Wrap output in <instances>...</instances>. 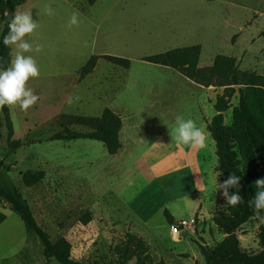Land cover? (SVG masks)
Wrapping results in <instances>:
<instances>
[{
  "label": "rangeland",
  "instance_id": "1",
  "mask_svg": "<svg viewBox=\"0 0 264 264\" xmlns=\"http://www.w3.org/2000/svg\"><path fill=\"white\" fill-rule=\"evenodd\" d=\"M28 1L32 7H18L11 22L13 70L0 71V102L10 110L12 139L21 142L7 152L0 110L5 180L27 201L51 241L70 243L71 257L80 264H115L113 247L127 233L145 242L152 264H203L196 244L211 249L223 239L211 219L225 212L227 202L204 126L215 115L222 87L190 83L177 71L142 59L199 45V68L225 55L234 57L240 70L264 76V0ZM4 25L0 19V34ZM101 55L128 59L129 67L99 59L79 79L88 59ZM230 104L223 114L226 125L237 94ZM105 108L122 121L117 154L108 155L96 141L48 140L62 125L87 131L75 118L99 117ZM27 170L43 171V180L25 187L21 174ZM258 176L264 188L262 167ZM260 200L251 197L255 205ZM259 208L236 233L240 250L250 255L261 251L257 233L264 225V202ZM0 209L7 215L0 230L10 234L0 239V264H14L23 240L18 259L58 264L45 262L37 237L15 213ZM164 211L177 226L186 222L181 232L170 230ZM86 214L90 221L84 225Z\"/></svg>",
  "mask_w": 264,
  "mask_h": 264
},
{
  "label": "trees",
  "instance_id": "2",
  "mask_svg": "<svg viewBox=\"0 0 264 264\" xmlns=\"http://www.w3.org/2000/svg\"><path fill=\"white\" fill-rule=\"evenodd\" d=\"M87 1L91 4L95 0ZM24 2L25 0H0V19L5 21L7 10L10 9L14 14ZM11 26V23L5 21L0 34V71L5 73L11 71L10 41L7 38ZM200 51V46L194 45L142 59L151 64L171 68L195 84L222 87V93L216 96L213 103L215 115L207 123L206 130L215 147L217 163L214 171L220 177L218 184L227 200L225 212H217L211 219L215 231L223 236V239L211 249L196 245L203 258V264H264V225L257 233L261 251L253 255L240 250L236 234L239 227L259 211L260 203L264 202V188L258 176L259 168L264 169V76L240 70L236 59L225 55H216L211 66L199 68ZM99 59L125 69L130 64L125 58L91 56L79 70V79L89 75ZM234 94L238 95V104L232 109L230 124L226 125L223 114L231 107L230 101ZM0 110L6 129L7 152L11 153L21 147V142L12 139L14 132L9 108L0 102ZM75 121L87 131H76L62 125L48 140L96 141L104 146L108 155H115L121 149L119 133L122 121L110 109L105 108L99 117H77ZM5 171L7 167L0 165V207H7L15 213L26 232L37 237L46 261L80 264L72 259L71 245L66 239L51 241L49 235L37 224L27 201L12 183L5 180ZM43 178L44 172L41 170H27L21 174V181L27 188L35 186ZM251 197L261 200L255 205ZM164 215L170 226L176 224L167 211H164ZM89 221L88 214L81 219L84 225ZM148 252L145 242L130 233L125 234L123 240L113 247L115 264H127L132 260L135 264H152Z\"/></svg>",
  "mask_w": 264,
  "mask_h": 264
},
{
  "label": "crops",
  "instance_id": "3",
  "mask_svg": "<svg viewBox=\"0 0 264 264\" xmlns=\"http://www.w3.org/2000/svg\"><path fill=\"white\" fill-rule=\"evenodd\" d=\"M28 0H25V2L22 4V5H24V4H26V8H25V11H27L28 10V8H30V7H32V5H33V3H31L30 2V4H28ZM92 4V3H91ZM90 4V5H91ZM21 5V6H22ZM25 6V5H24ZM69 8L71 9H74L73 7H75V4L73 3V2H71V5L69 4ZM18 31H19V33L21 32V29L18 27V29H17ZM10 50H11V47H10ZM13 55H12V50H11V71L13 70L12 69V66H13ZM79 80V79H78ZM190 81V80H189ZM188 81V82H189ZM190 83H193L192 81H190ZM195 84V83H194ZM204 87V86H203ZM209 122V121H208ZM207 121L205 122V128H206V125H207V123H208ZM6 212L5 211H3L2 209H0V227H1V225L3 224V223H5V221H6V214H5ZM10 237V234H9V231L7 230V229H2V230H0V239H2L3 241H6L8 238ZM22 245L20 246V248L17 250V252L13 255V257H12V261L14 262V264H31L30 262H25L24 261V259L23 258H19L18 259V257H19V251L21 250V249H23L24 248V245L25 244H23V243H25V241L23 240L22 242ZM26 243H28L27 242V240H26ZM2 261L1 262H5L7 259H1ZM45 262H49V260L48 261H46L45 259H43ZM43 261V263H45ZM46 264V263H45Z\"/></svg>",
  "mask_w": 264,
  "mask_h": 264
},
{
  "label": "water",
  "instance_id": "4",
  "mask_svg": "<svg viewBox=\"0 0 264 264\" xmlns=\"http://www.w3.org/2000/svg\"><path fill=\"white\" fill-rule=\"evenodd\" d=\"M5 21L6 22H9V23H11L12 21H13V13H12V11L10 10V9H8L7 10V13H6V15H5ZM8 40L10 41L12 38H13V33H12V31H10L9 33H8ZM2 95V93H1V91H0V96Z\"/></svg>",
  "mask_w": 264,
  "mask_h": 264
},
{
  "label": "built area",
  "instance_id": "5",
  "mask_svg": "<svg viewBox=\"0 0 264 264\" xmlns=\"http://www.w3.org/2000/svg\"><path fill=\"white\" fill-rule=\"evenodd\" d=\"M9 98L11 99V95H9ZM179 225L177 226V224L175 225H171L169 228L173 233H179L181 232V230L179 229V226H186V222L185 221H181L178 223Z\"/></svg>",
  "mask_w": 264,
  "mask_h": 264
}]
</instances>
